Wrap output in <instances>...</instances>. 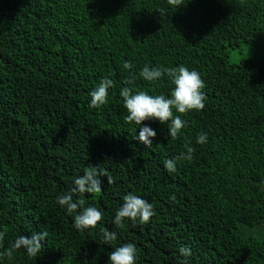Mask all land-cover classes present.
<instances>
[{"label": "trees", "instance_id": "trees-1", "mask_svg": "<svg viewBox=\"0 0 264 264\" xmlns=\"http://www.w3.org/2000/svg\"><path fill=\"white\" fill-rule=\"evenodd\" d=\"M145 65L195 70L204 94L200 110L173 109L185 122L175 139L142 121L151 146L134 140L119 96L127 86L168 97L167 75L145 81ZM104 77L105 103L90 108ZM186 146L191 159L165 170ZM90 164L111 183L79 194L102 216L77 231L55 198ZM129 193L153 215L117 227ZM39 231L37 257L11 249ZM0 234V264H107L124 243L134 264H264V0H0Z\"/></svg>", "mask_w": 264, "mask_h": 264}, {"label": "clouds", "instance_id": "clouds-1", "mask_svg": "<svg viewBox=\"0 0 264 264\" xmlns=\"http://www.w3.org/2000/svg\"><path fill=\"white\" fill-rule=\"evenodd\" d=\"M169 4H174L175 0H168ZM163 14L164 9H158ZM123 68H129V62H123ZM167 75L172 85L168 97L163 94L149 95L144 91L132 92L127 87H121L119 96L122 98L123 108L127 115L125 119L137 127L134 129V140L140 145L151 146L152 138L156 132L148 125H142V121L155 120L159 124H167V137L175 139L180 130L184 127L185 122L179 115H173V109L176 113H186L192 110H200L204 107V94L201 91L203 82L200 75L195 70H189L183 65L161 69L155 66L145 65L139 70V77L148 82H155ZM113 85L111 79L104 77L98 85L89 93L88 106L90 108L105 103L108 95V89ZM207 134L204 132L196 136V143L202 144L206 142ZM193 148L186 146L183 152H180L172 159L163 161V168L168 172H175L176 165L179 160H190ZM106 178L107 183H111L110 176H104L97 166L88 165L85 167L81 175L76 176L72 183L73 187L69 188L66 193H62L55 198V203L63 208L67 213L74 214L72 219V227L77 231L95 227L97 222L101 220V209L95 206H85V201L80 198L79 194L95 193L101 191L100 178ZM74 194L75 197H74ZM153 215L152 204L134 194H126L122 203L115 210L112 223L119 227L125 222L139 220L143 223L149 220ZM101 238L105 242L114 241L116 233L109 231L103 227L100 228ZM2 235V234H0ZM46 233L32 232L30 235H18L11 243V249H23L24 253L30 257H37L41 252V241L45 240ZM180 256H189L190 249L187 246H181L178 249ZM136 259V249L133 243H124L113 249L107 256V264H134Z\"/></svg>", "mask_w": 264, "mask_h": 264}]
</instances>
